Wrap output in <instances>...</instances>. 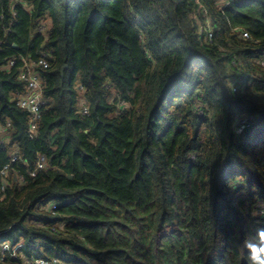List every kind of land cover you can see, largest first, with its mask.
<instances>
[{
  "label": "trees",
  "instance_id": "1",
  "mask_svg": "<svg viewBox=\"0 0 264 264\" xmlns=\"http://www.w3.org/2000/svg\"><path fill=\"white\" fill-rule=\"evenodd\" d=\"M6 166L0 264H258L264 0H0Z\"/></svg>",
  "mask_w": 264,
  "mask_h": 264
},
{
  "label": "built area",
  "instance_id": "2",
  "mask_svg": "<svg viewBox=\"0 0 264 264\" xmlns=\"http://www.w3.org/2000/svg\"><path fill=\"white\" fill-rule=\"evenodd\" d=\"M243 37H247L246 34H243ZM12 65V63L10 64ZM37 66L46 69L48 67L47 62L45 60H41L38 62ZM22 79L25 83V94L18 98L17 100V106L21 109H24L28 111L30 118H29V132L33 133L36 130V125L39 120V112H40V106H41V92H42V86L40 79L37 74L33 73L31 67H27L26 71L22 74ZM82 111L86 113V109L83 108ZM16 160L15 157L11 159V162H14ZM44 159L41 158L40 162L38 164V169H42L44 167L43 165ZM7 169L8 166H6L1 172H0V192H3L5 189V184L3 179L7 176ZM7 246L3 247V250H6ZM56 263V261H54ZM31 264H50L46 263L42 260H36L33 261Z\"/></svg>",
  "mask_w": 264,
  "mask_h": 264
},
{
  "label": "clouds",
  "instance_id": "3",
  "mask_svg": "<svg viewBox=\"0 0 264 264\" xmlns=\"http://www.w3.org/2000/svg\"><path fill=\"white\" fill-rule=\"evenodd\" d=\"M262 237H264V228L258 230ZM254 259L257 260L258 264H264V253L257 249L256 252L252 253Z\"/></svg>",
  "mask_w": 264,
  "mask_h": 264
}]
</instances>
